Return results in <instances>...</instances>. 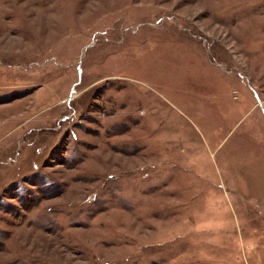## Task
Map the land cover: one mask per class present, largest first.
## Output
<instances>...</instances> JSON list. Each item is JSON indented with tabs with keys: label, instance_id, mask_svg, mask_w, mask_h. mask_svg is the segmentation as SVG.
<instances>
[{
	"label": "rangeland",
	"instance_id": "obj_1",
	"mask_svg": "<svg viewBox=\"0 0 264 264\" xmlns=\"http://www.w3.org/2000/svg\"><path fill=\"white\" fill-rule=\"evenodd\" d=\"M0 264H264V0H0Z\"/></svg>",
	"mask_w": 264,
	"mask_h": 264
}]
</instances>
